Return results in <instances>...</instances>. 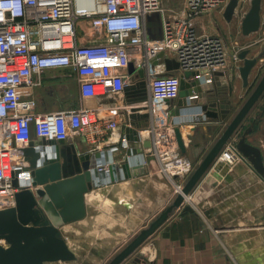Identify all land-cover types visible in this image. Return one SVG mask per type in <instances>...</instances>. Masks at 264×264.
Segmentation results:
<instances>
[{
    "label": "built area",
    "instance_id": "built-area-1",
    "mask_svg": "<svg viewBox=\"0 0 264 264\" xmlns=\"http://www.w3.org/2000/svg\"><path fill=\"white\" fill-rule=\"evenodd\" d=\"M228 1L183 0L171 15L162 0H0V209L16 204L20 188L13 184L14 173L28 166L23 148L34 138L81 136L98 148L131 124L124 88L140 79L139 69L145 70L148 93L149 123L143 129L150 136L148 153L180 193L195 164L181 152L168 101L179 97L184 71L198 72L195 77L209 84L228 75L232 62L241 63L246 46L229 49L220 35L200 32L196 25L198 17L223 10ZM154 14L160 16L159 37L148 27ZM161 51L179 62V71L166 70ZM55 68L72 69L81 98L122 97L123 102L38 111L32 91L42 84V74ZM121 137L113 152L128 147ZM104 160L99 170H108ZM216 160L232 165L245 158L231 141ZM26 178L21 172L19 179Z\"/></svg>",
    "mask_w": 264,
    "mask_h": 264
},
{
    "label": "crops",
    "instance_id": "crops-1",
    "mask_svg": "<svg viewBox=\"0 0 264 264\" xmlns=\"http://www.w3.org/2000/svg\"><path fill=\"white\" fill-rule=\"evenodd\" d=\"M217 10L224 12V9ZM262 14V29L246 38L248 43L245 46L252 47L251 55L264 50V39L261 40L264 38V0ZM206 15L196 19L200 32H208L200 26ZM238 17L241 20V16ZM231 65L232 73L217 76L212 84L220 91V97H230L239 106L251 88L243 85L237 67L233 62ZM261 69H264V57L251 76L258 74L259 77ZM229 83L233 86L232 96L228 95ZM47 92L56 95V102L44 104L46 100L43 94ZM32 96L41 112L71 110L84 103L83 100L81 102L76 75L70 68L46 70L42 74V84L33 89ZM122 102V97H100L93 98L91 106L103 103L104 106L112 107ZM200 104L197 101L179 103L178 98L172 104L173 109L175 106L181 108L178 117L182 120L180 131L186 148L184 155L195 167L224 128L217 132L215 123L199 122L197 119L204 116V112H193L192 109L199 108ZM105 108L101 111L103 116L107 114ZM140 122L139 141L143 147V138H150L143 131L149 118ZM250 125L253 128L248 141L264 147V99L252 109L240 131ZM124 128L122 126L98 148L88 144L81 136H70L63 141L67 146L74 144L80 154L100 151L103 152L104 162H109L106 154L112 152L114 161L122 162L125 153L121 152V147L114 152L111 148L120 146L121 136L125 135ZM148 151L144 150L142 160L147 172L96 188L92 191L94 194L89 193L87 202L93 206V210L86 219L78 222L77 227L73 226V239L69 240V245L76 250L78 261L102 258L99 259V264H102V260L109 259L123 248L131 237L176 197V184L171 177L160 172L159 161ZM139 155L135 152L130 155L134 164L140 161L137 159ZM186 206L192 210H185ZM77 244L79 247L76 248ZM92 250L98 256L92 254ZM138 254L147 264H264V178L247 160L232 165L215 160L182 206L140 246Z\"/></svg>",
    "mask_w": 264,
    "mask_h": 264
},
{
    "label": "water",
    "instance_id": "water-1",
    "mask_svg": "<svg viewBox=\"0 0 264 264\" xmlns=\"http://www.w3.org/2000/svg\"><path fill=\"white\" fill-rule=\"evenodd\" d=\"M242 6L243 0H229L223 15L227 21L240 15L242 34L248 37L262 29L263 0H250V6L243 12ZM251 49L252 47L245 48L239 54L241 63L237 70L243 85L251 88L239 106L230 97L228 99L225 96L220 97V91L214 87V83L202 84L201 80L195 77L198 72L188 70L182 73L179 103L190 104L196 101L201 103L199 108L192 109L193 112H204V116L197 120L215 123L217 132L224 128L189 175L182 191L131 237L123 248L110 257L106 264H147L138 254L140 246L182 206L186 197L229 142L235 143L238 152L264 178L263 145L248 141L252 125L240 131L252 109L264 99V69H261L259 77L258 74L251 76L253 69L264 57V50L251 55ZM158 56L164 58L167 71H179L180 64L175 58L165 56L163 51ZM154 64H158L156 59ZM128 70L130 73L135 70L133 63L129 64ZM230 73L232 71L227 72L228 75ZM138 75L140 79L137 82L124 88L126 104L131 107L128 115L131 124L124 128L128 147L121 148V152L125 153L122 162L114 161L112 152H108L106 154L109 157L108 170H99L103 152L80 154L74 144L67 146L63 140L33 139L23 148L28 166L14 173L13 184L20 188L16 193V204L0 209V264H52L77 261L76 250L69 245V240L73 239L71 232L73 226L77 227L78 222L86 219L93 210V206L87 202L89 193L94 194L92 191L96 188L109 186L148 171L142 160L144 150L151 147V141L143 138V147L139 141V130L142 128L140 120L149 118L146 111L148 93L145 70L139 69ZM232 94L233 86L229 83L228 95ZM173 102L174 100L168 101V105L171 107L172 120L177 124L175 131L178 145L184 154L186 148L178 126L182 122L178 117L181 108L175 106L173 109ZM133 151L140 154L137 156L140 160L137 164L130 158ZM21 172H25L27 176L25 180L19 179ZM185 210L192 209L186 206Z\"/></svg>",
    "mask_w": 264,
    "mask_h": 264
},
{
    "label": "rangeland",
    "instance_id": "rangeland-1",
    "mask_svg": "<svg viewBox=\"0 0 264 264\" xmlns=\"http://www.w3.org/2000/svg\"><path fill=\"white\" fill-rule=\"evenodd\" d=\"M182 2L183 0H162V5L166 9H168V13L173 15L175 11H178L181 8ZM249 6H250V0H243L242 10H244L245 8L247 9ZM223 13L224 12L217 10L213 14L211 13L209 15L205 14L207 17L204 18V20L201 22L200 24L201 29L204 31H208V32H212V33L220 35L226 42V45L229 47V49H233L234 47H237V46L239 47L245 46L248 42L246 39L247 37L243 36L242 31H241L240 17L236 15L231 21H227ZM148 27L150 28V33L152 37L161 36L159 14H154L149 17ZM43 96H44V99L46 100V102H44L45 105H47L48 103L56 102V95L52 96L50 92L44 93ZM82 100L86 105H89V106L92 105L91 102L93 101V98H90V97L81 98V102ZM173 123L175 124V126L177 125L175 122ZM178 126L180 127V124H178ZM77 245L78 246H75L76 248L79 247V244ZM92 254H94L93 250H92ZM94 255H97V254H94ZM95 259L96 260L79 259V261L77 260L75 262H70V263H52V264H78V262L80 264H99L100 262L99 259H102V258H95ZM108 260L109 259L102 260L101 263L106 264Z\"/></svg>",
    "mask_w": 264,
    "mask_h": 264
},
{
    "label": "flooded vegetation",
    "instance_id": "flooded-vegetation-1",
    "mask_svg": "<svg viewBox=\"0 0 264 264\" xmlns=\"http://www.w3.org/2000/svg\"><path fill=\"white\" fill-rule=\"evenodd\" d=\"M254 44H255V42H254Z\"/></svg>",
    "mask_w": 264,
    "mask_h": 264
}]
</instances>
